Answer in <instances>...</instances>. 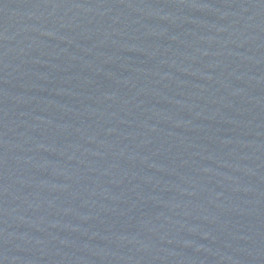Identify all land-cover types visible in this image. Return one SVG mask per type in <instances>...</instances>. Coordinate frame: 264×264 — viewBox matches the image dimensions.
I'll return each instance as SVG.
<instances>
[{
	"label": "water",
	"instance_id": "95a60500",
	"mask_svg": "<svg viewBox=\"0 0 264 264\" xmlns=\"http://www.w3.org/2000/svg\"><path fill=\"white\" fill-rule=\"evenodd\" d=\"M0 264H264V0H0Z\"/></svg>",
	"mask_w": 264,
	"mask_h": 264
}]
</instances>
